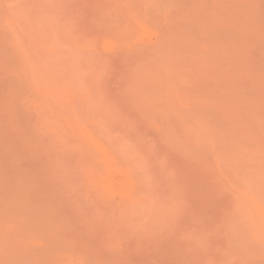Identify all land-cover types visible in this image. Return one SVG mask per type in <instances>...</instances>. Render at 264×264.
I'll list each match as a JSON object with an SVG mask.
<instances>
[{"label":"rangeland","instance_id":"1","mask_svg":"<svg viewBox=\"0 0 264 264\" xmlns=\"http://www.w3.org/2000/svg\"><path fill=\"white\" fill-rule=\"evenodd\" d=\"M0 264H264V0H0Z\"/></svg>","mask_w":264,"mask_h":264}]
</instances>
